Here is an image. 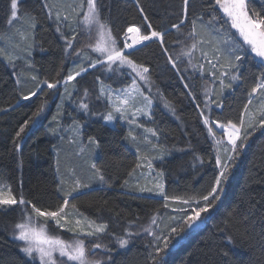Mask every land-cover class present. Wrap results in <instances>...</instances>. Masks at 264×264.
I'll return each mask as SVG.
<instances>
[{"label":"trees","instance_id":"obj_1","mask_svg":"<svg viewBox=\"0 0 264 264\" xmlns=\"http://www.w3.org/2000/svg\"><path fill=\"white\" fill-rule=\"evenodd\" d=\"M102 2V17L108 20L114 33H119L130 24L139 26L143 23L134 0ZM202 2L196 0V3ZM141 4L153 26L158 30H167L168 54L175 57L183 47L177 40L184 37L171 29L170 23L175 22L174 12L180 0H141ZM248 4L250 8L264 13V0H248ZM9 7L10 0H0V49L5 52L13 50L12 43L20 40L19 33L27 27L26 17L13 25L7 23ZM19 8L22 13L36 16L39 23L34 32L31 57H27L26 52H20L21 59L16 61L14 68L6 55L0 53V109H8L7 112L0 111V179L6 180L16 192H22L33 202L55 207L61 202L62 195L58 193V185L63 182L64 190L70 191L74 179L84 176L89 187L74 194L76 199L73 202L85 216L97 222H108L109 231L116 236L123 235L125 228L137 231L141 226H147L149 218L155 216L153 234L168 235L169 225L176 227L181 222L184 214L175 209L182 205L169 201V207H163L165 201L159 189L151 185L149 178L141 176L139 168H136L137 163H144L140 156H156L159 154L157 149L146 143L139 145L138 153L137 147L125 139L128 132L125 126L119 122L111 126L99 116L86 115L73 102L82 94L84 87L98 93L97 77L113 88L128 85L130 69L124 66L117 72H109L98 66L77 77L79 84L74 81L68 85L71 99L62 87L47 89L41 84L44 92L17 104L21 93L27 94L35 87L31 75H36L40 81L47 79L51 82L66 76L69 71L79 70L76 65L81 64L76 56L65 55L64 41L55 31L53 21L45 18L39 0H23ZM217 15L221 16L220 11ZM231 39L232 34L230 31L227 33L225 25L216 37L220 48L223 50V41ZM80 45L77 44V48ZM145 45L138 46L130 58L150 68V92L147 91L149 85L137 79L146 94L156 98L154 121H150L149 127L159 130L158 138L149 140L162 145L168 153L163 159L153 160L154 167L157 172L164 173L162 179L166 195L198 197L214 182L220 169L215 165L217 149L214 140L208 137L196 104L200 103L203 107L202 102L207 99L204 85L207 83L209 88L218 92L219 81H213L210 76H202L188 67L187 57H181L182 63L178 61L180 69L187 70L177 72L168 63V54L162 51L159 43L146 42ZM240 54L245 57L240 68L243 78L232 82V88L224 89L222 97H213L224 104L223 109L210 105V109L206 110L213 119L227 118L237 122L256 77L264 72V64L259 60L252 55ZM28 59L34 65L31 69L26 67ZM193 62L206 64L199 51L194 53ZM83 65H87V61ZM18 73L22 85L16 84ZM181 74L188 79L182 81ZM185 82L192 86L197 100L193 101L186 95ZM225 82H228L227 79ZM165 102L170 103L175 111L166 108ZM89 103L92 111H106L105 102H96L95 94ZM257 105L258 101L254 100L253 110ZM41 106L43 111L38 116L34 115ZM29 120L35 123L26 129V134H22L17 151L13 144L15 133ZM73 120L81 125L79 138L72 135L74 132L69 127ZM58 124L60 127L53 134L51 129L57 128ZM248 131L250 135L235 155L227 179L222 183L220 199L214 201V206L203 214L199 226L191 230L184 227L183 231L178 229L177 233L170 234L168 247L156 256L155 261L152 257L156 255L154 248L157 245L153 235L141 231L139 236L130 238L129 245L123 249L114 238L106 236L104 242L112 249L110 255L114 264H264V127ZM90 136L96 139L98 145V154L90 163H95L102 170L106 183L93 175L91 164L87 163L89 158L83 159L79 154L81 140L86 139L87 142ZM139 137L142 140L143 136ZM197 156L201 159H196ZM133 169L135 173L129 177L128 173ZM125 179L129 181L127 185L123 183ZM141 188L152 191H141ZM18 221V211L0 212V264H24L26 257L20 251L19 242L14 241L11 235L12 225ZM130 221L135 223L129 224ZM159 247L163 248L162 241Z\"/></svg>","mask_w":264,"mask_h":264},{"label":"snow or ice","instance_id":"obj_2","mask_svg":"<svg viewBox=\"0 0 264 264\" xmlns=\"http://www.w3.org/2000/svg\"><path fill=\"white\" fill-rule=\"evenodd\" d=\"M135 7L142 18L143 23L139 26L130 24L126 29H121L119 33H114V29L110 27L106 18L102 17V9L104 8L102 0H39L41 10L45 14V18L52 20L55 25V31L59 34V38L64 41L63 51L66 56H76L77 59L87 61V67L83 64H77V71H69V73L53 81L44 79L42 81L36 75H31V80L35 87L27 94L21 93L17 99L28 101L31 97L37 96V93L44 92L41 84L46 85L47 89H57L58 85L63 83L65 95L71 99L72 92L69 91L70 82L76 81L77 77H82L88 72L89 68L95 69L97 66L104 67L109 72H117L120 67L126 66L131 69L134 77L131 83L124 88H112L106 85L99 77L98 93H94L89 87H84L82 94L78 96L76 101L79 110L89 116H99L106 122H113L117 119L126 121L130 128L125 139L130 140L140 152L139 143H147L152 149H157L158 155L149 156L142 155L139 158L144 163H137L136 168L146 166L149 169L148 175L151 176L153 169V160L163 159L168 154L162 145H157L149 140L148 135H144L142 140L134 134L136 128H142L144 133L150 134L152 137L158 138V129L146 127L140 122L143 117L148 121H154L153 104L154 96L146 94L139 81L149 85L148 92L151 91L150 85V68L144 64L136 62L130 58L137 46H146L145 42H157L161 46L164 53L168 54L169 49L166 46L165 37L168 35L167 30H158L150 21L145 9L141 4V0H134ZM23 0H10L9 14L7 20L9 25H13L21 20L22 17L27 19V27L20 32V40L13 42L12 51L0 49V53L6 55L7 60L12 66L16 67V61L21 59L19 53L26 52L27 57H31V49L35 43L34 32L39 20L30 13H22L19 4ZM222 10L223 16L217 15ZM175 22L170 23L171 29H175L183 40H177L182 44L181 51L174 57L167 55L168 63L177 72L186 71L187 68L181 70L179 63H182L181 57H187L188 67L202 76L207 75L213 81H219V91H213L204 85V94L207 97L202 104H196L200 109L199 116L202 123L206 126L208 137L212 138L215 145L220 146L221 140L216 139L217 133L214 129H219L221 135H226L227 145L224 147L225 157L216 155L215 165L220 169L219 174L215 176L214 182L209 186L205 193H200L198 197H177L168 196L164 193V185L162 171L156 173L155 187L159 189V194L163 197L165 203L163 207H169V201H177L180 205H187V208L179 207L175 209L184 215L180 218V223L176 227L169 225L170 232L168 235L162 233L153 234L151 224L156 223V217H150V225L137 231L125 228L124 234L116 236L115 233L109 231L108 222H97L85 216L73 201L76 199L74 194H79L80 189L88 188L89 184L83 183L79 178L73 181V187L70 191H65L63 182L58 185V193H61V202L55 207L39 205L25 197L22 192H16L6 180L0 179V212L7 214L10 211H18L19 221L12 225L11 235L14 241L22 242L20 251L26 257L24 264H114L110 253L112 249L104 238L115 239L121 249L130 243V238L139 236L141 231L153 235L156 242L154 252L156 255L152 257L155 261L165 248L168 247L169 235L184 230V226L191 229L196 223L202 219V213H207L214 206L213 202L220 199V192L223 191L222 183L227 179V174L231 163L235 160V155L244 147L250 132L249 129L255 130L256 127H264V72L256 77L254 86L248 92L247 103L244 104L241 116L237 122L225 118L224 120L213 119L209 114L210 105L223 109L222 100L213 97H222L224 89H230L232 82L243 78L240 73L241 63L245 58L240 53L252 55L254 59H259L264 64V13L256 11L249 7L248 0H203L202 3H196V0H180L178 9L174 12ZM227 25L230 29H234L232 39L223 41V50L219 46L216 37L224 30ZM187 26V27H185ZM122 37V39H121ZM83 39L84 43L77 48V44ZM130 41V42H129ZM90 49L96 53L95 58L87 55L86 50ZM196 51L201 53V58L206 62H193V55ZM27 59V58H26ZM113 65H117L113 68ZM207 66V68H206ZM26 67L33 68L30 59H28ZM210 69V71H208ZM16 84L22 85L23 81L19 78ZM59 75V74H58ZM182 81L188 78L182 74ZM227 79V83L225 82ZM184 89L188 90L186 95L193 101L197 100V96L191 90V85L187 82L183 84ZM79 92V90H77ZM95 94L96 102H105L106 111L97 112L90 109V101ZM161 100L164 98L161 96ZM254 100L258 101L255 110L251 106ZM171 111L175 109L170 103L165 102L164 105ZM15 106H13L14 109ZM7 112L8 109H0ZM43 111V106L34 115L38 116ZM245 115H250L247 125L245 124ZM56 120V117H53ZM34 120L25 121L23 126L15 133L13 140L15 150H19L18 143L22 134H26V129H30ZM57 128H52L53 134L57 133ZM75 134V137L81 135V125L79 121L73 120L69 125ZM88 144L97 145L94 137H88ZM239 142V143H238ZM98 146V145H97ZM191 147V144H189ZM83 151V149H81ZM200 160L199 156L195 157ZM201 162H203L201 160ZM93 175L98 177L101 182H105V176L102 170L95 163L91 164ZM135 169L128 173L129 177H133ZM143 176V173H141ZM124 185L129 181L124 180ZM111 187V184H108ZM141 191H152V189L141 188ZM195 205V206H193ZM159 210L157 209V212ZM175 219V218H172ZM130 221L129 224H134ZM62 233H72V239L62 238ZM163 242V248L159 247ZM152 242H150L151 244ZM227 256V253H224ZM107 257V259L96 258Z\"/></svg>","mask_w":264,"mask_h":264},{"label":"rangeland","instance_id":"obj_3","mask_svg":"<svg viewBox=\"0 0 264 264\" xmlns=\"http://www.w3.org/2000/svg\"><path fill=\"white\" fill-rule=\"evenodd\" d=\"M220 15L221 16H223L224 14H223V12H222V10H220ZM231 32V34H232V31H233V33L235 32V30L234 29H230L228 26H227V33L228 32ZM230 35V34H229ZM80 43H81V45H80V47L83 45V43H84V41H83V39L82 40H80ZM146 43V42H145ZM79 47V46H78ZM86 53H87V55H89L90 57H92V58H95L96 56H97V54L96 53H94V52H92L90 49H88V50H86ZM257 60H259V59H257ZM77 61H80L82 64H84L85 63V60H82V58L81 59H79V60H77ZM260 61V60H259ZM79 62V63H80ZM83 66H85V67H87V65H83ZM99 66V65H98ZM97 66V67H98ZM113 68H116L117 67V65H113L112 66ZM122 67H124V66H122ZM122 67H120L119 69H121ZM92 68H89L88 70H91ZM85 74V73H84ZM128 75H130V77H131V79H130V82H129V84L131 83V80H132V78L134 77V74L133 73H131V69L128 71ZM121 80V79H120ZM74 82V81H73ZM72 82H70L69 83V85L71 84ZM137 83H138V81H137ZM106 84V83H105ZM128 84V85H129ZM139 84V83H138ZM106 85H109V84H106ZM128 85H126V86H122V87H119V88H124V87H127ZM210 85H211V83H210ZM42 86H43V84H42ZM58 86H60V87H62V90H64V85H63V83H61L60 85H58ZM141 86V85H140ZM211 87H212V85H211ZM113 88V87H112ZM142 88V87H141ZM98 89H99V82H98ZM143 89V88H142ZM153 107H154V104H153ZM249 118H250V115H245V117H244V119H245V124L247 125V123H248V121H249ZM105 122V121H104ZM117 122H119V123H121L123 126H125L128 130L130 129V128H132V127H134V126H130L126 121H124V120H121V119H119V115L117 114V119L115 120V121H113V122H108L109 123V125H111V126H115L116 124H117ZM140 122L141 123H144L145 124V126L146 127H149V123H150V121H148V120H146L145 118H143V117H141L140 118ZM217 132H218V135H216V139H219V140H221V145L220 146H217V145H215V147H216V149H217V155H220L222 158H223V156L225 155V153H224V147L227 145V137H226V135H221L220 134V130L219 129H215ZM65 132V131H64ZM216 132V133H217ZM81 133H82V131H81ZM134 134L135 135H137L138 137L139 136H144V135H148V137H149V139H151V138H153L150 134H146V133H144V131H143V129L142 128H136L135 129V132H134ZM74 137H75V134L73 133L72 134ZM81 136V135H80ZM77 138V137H76ZM79 138V137H78ZM82 142H80L81 144H80V146H79V149H80V155H81V157L84 159V158H89V160H88V162L87 163H90V162H92L93 161V159H94V157L95 156H97V154H98V146L97 145H90V144H88V141L86 142V139H84V140H81ZM215 143V142H214ZM129 144V143H128ZM146 143H143V142H141V143H139V145H142V146H144ZM88 148H90V152H88L89 151V149ZM81 149H83V151H81ZM90 154V155H89ZM154 163H155V161H153V169H154V171L152 172V175L151 176H149L148 175V172H149V169L145 166V170H142V167L141 168H139V170H140V175H141V173H143V177L144 178H149V180H150V183H151V185H153V186H155V184H156V173H157V171H156V169H155V167H154ZM91 164V163H90ZM57 169H58V166H57ZM142 176V175H141ZM80 181L81 182H83V183H86L87 181H86V179H85V177L83 176L82 177V179L80 178ZM160 182H162L163 183V179L160 181ZM164 185V184H163ZM203 214L204 213H202L201 215H202V217H203ZM202 220H203V218L199 221V222H197L196 223V226L195 227H193V228H191V229H194V228H196L197 226H199L200 224H201V222H202ZM150 224H148L147 226H149ZM147 226H145V227H147ZM152 226H154V224H151V228H152V230H153V228L154 227H152ZM184 227H186V225L184 226ZM191 229H188V230H191ZM153 232H154V230H153ZM144 233V232H143ZM67 234V235H66ZM72 233H65V235L62 233V238H64V239H68V240H71L72 239ZM21 243L22 242H19V244L21 245ZM96 258H100V257H96Z\"/></svg>","mask_w":264,"mask_h":264},{"label":"built area","instance_id":"obj_4","mask_svg":"<svg viewBox=\"0 0 264 264\" xmlns=\"http://www.w3.org/2000/svg\"><path fill=\"white\" fill-rule=\"evenodd\" d=\"M130 42V41H129Z\"/></svg>","mask_w":264,"mask_h":264}]
</instances>
